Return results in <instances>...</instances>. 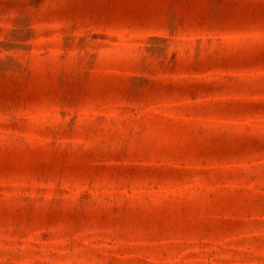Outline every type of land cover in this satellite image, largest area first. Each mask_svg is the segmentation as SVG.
I'll return each mask as SVG.
<instances>
[{
  "label": "rangeland",
  "instance_id": "1",
  "mask_svg": "<svg viewBox=\"0 0 264 264\" xmlns=\"http://www.w3.org/2000/svg\"><path fill=\"white\" fill-rule=\"evenodd\" d=\"M0 264H264V0H0Z\"/></svg>",
  "mask_w": 264,
  "mask_h": 264
}]
</instances>
